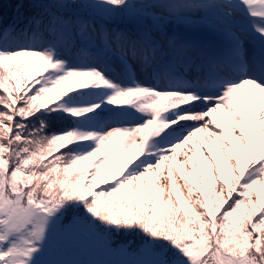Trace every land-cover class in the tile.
<instances>
[{
    "label": "snow or ice",
    "instance_id": "obj_1",
    "mask_svg": "<svg viewBox=\"0 0 264 264\" xmlns=\"http://www.w3.org/2000/svg\"><path fill=\"white\" fill-rule=\"evenodd\" d=\"M85 252L264 264V0H0V264Z\"/></svg>",
    "mask_w": 264,
    "mask_h": 264
},
{
    "label": "rangeland",
    "instance_id": "obj_2",
    "mask_svg": "<svg viewBox=\"0 0 264 264\" xmlns=\"http://www.w3.org/2000/svg\"><path fill=\"white\" fill-rule=\"evenodd\" d=\"M69 259L79 261L80 264H92V262L105 259V257H101L100 255L97 254L85 252L78 256H70Z\"/></svg>",
    "mask_w": 264,
    "mask_h": 264
},
{
    "label": "trees",
    "instance_id": "obj_3",
    "mask_svg": "<svg viewBox=\"0 0 264 264\" xmlns=\"http://www.w3.org/2000/svg\"><path fill=\"white\" fill-rule=\"evenodd\" d=\"M13 3H14V0H13ZM8 15H9V17L11 16V11L10 10L8 11Z\"/></svg>",
    "mask_w": 264,
    "mask_h": 264
}]
</instances>
